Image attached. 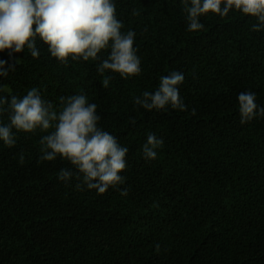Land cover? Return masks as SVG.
Instances as JSON below:
<instances>
[{
  "label": "trees",
  "instance_id": "16d2710c",
  "mask_svg": "<svg viewBox=\"0 0 264 264\" xmlns=\"http://www.w3.org/2000/svg\"><path fill=\"white\" fill-rule=\"evenodd\" d=\"M186 2L113 0L121 33L135 32L136 76L98 71L111 42L96 60L67 63L39 37L37 58L27 47L0 52V98L36 88L59 113L61 97L83 94L97 105V126L128 148L125 183L98 194L76 188L82 177L68 160L41 159L56 122L13 128V147L0 140V264H264V117L241 125L238 106L252 91L264 107V28L253 31L258 19L232 9L201 15L203 29L190 32ZM173 71L184 74L187 110L135 104ZM10 116L0 103V126ZM149 134L164 143L146 161ZM62 168L73 170L70 182L58 179Z\"/></svg>",
  "mask_w": 264,
  "mask_h": 264
},
{
  "label": "clouds",
  "instance_id": "9594fccd",
  "mask_svg": "<svg viewBox=\"0 0 264 264\" xmlns=\"http://www.w3.org/2000/svg\"><path fill=\"white\" fill-rule=\"evenodd\" d=\"M190 5L185 3L190 32L203 29L204 25L198 19L201 15L211 12L225 17L232 9L258 19L253 31L264 28V0H190ZM122 26L116 18L113 0H0V52L20 53L27 47L31 56L37 58L40 52L36 38L39 37L52 57L67 63L70 56L74 60H96L98 53L111 42L110 55L102 61L98 71L111 70L127 78L138 75L141 68L133 47L135 32L122 34ZM5 63L0 61V76L8 75ZM184 79L182 72L173 71L160 79L155 92L145 91L141 97H135V104L148 111L163 110L166 106L187 110L178 87ZM108 84L109 79H105L103 86ZM60 101L64 107L57 113L53 104L43 100L36 88L22 99L16 96L0 98V103L8 104L11 110L10 123L0 126V140L13 147L16 143L13 128L24 132H32L38 127L48 130L56 122L54 131L40 140L44 153L42 160L53 161L57 156L68 160L81 174L76 178L82 177L77 189L86 185L87 189L104 194L110 186L125 183L126 178L121 173L127 167L128 148L97 126L100 119L97 105L88 103L83 94L61 97ZM238 106L241 125L258 116L264 117V107L258 108L255 92H241ZM195 114L193 109L192 115ZM163 143L162 138L149 134L142 147L144 159L155 160L157 149ZM73 178L72 169L62 168L58 174V179L66 183ZM127 194V189H121V195ZM156 247L159 250V245Z\"/></svg>",
  "mask_w": 264,
  "mask_h": 264
}]
</instances>
